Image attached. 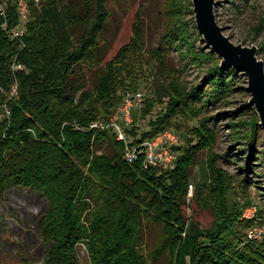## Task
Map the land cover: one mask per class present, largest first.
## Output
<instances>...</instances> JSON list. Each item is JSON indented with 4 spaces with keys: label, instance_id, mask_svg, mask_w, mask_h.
<instances>
[{
    "label": "trees",
    "instance_id": "16d2710c",
    "mask_svg": "<svg viewBox=\"0 0 264 264\" xmlns=\"http://www.w3.org/2000/svg\"><path fill=\"white\" fill-rule=\"evenodd\" d=\"M91 1L82 0L87 6ZM0 2L6 5L5 14L0 12V199L17 188L39 193L48 202L39 225L49 246L46 264H79V245L86 247L91 264H151L163 256L170 264H264V235L261 240L248 237L253 226L264 225V209L257 210V221L243 219L253 202L247 198L242 204L237 195L239 189L249 193L260 120L254 113L250 121L233 123L235 131L243 125L240 135L251 139L243 148L248 151L246 176L236 178L220 169V156L213 152L218 131L204 114L230 96L241 75L222 67L214 52L206 54L191 43L198 31L194 17L186 20L194 15L191 0H167L168 28L161 42L183 58L212 65L201 84L188 88L171 75L146 99L142 118L157 105L166 108L150 120L149 130H127L129 146L140 147L134 162L128 161L126 144L114 132L91 125L109 119L124 96L136 93L146 80L142 11L136 14L132 39L105 63L99 84L90 91L78 70L103 61L102 35L111 16L107 0H96L93 17H83L67 0H32L30 19L17 37L14 32L22 26L17 4ZM77 26H84V32L76 40L69 29ZM262 31L260 25L257 35ZM153 57L164 60L168 55L156 48ZM15 64L23 69L14 70ZM180 120L186 125L184 142L173 147V165L146 167L142 144L164 130L182 129ZM193 120L199 125L190 126ZM105 144L116 148L112 156L98 153ZM203 150H208L207 165L199 164L200 178L194 182L192 170ZM191 185L196 205L213 212L209 229L185 217ZM148 224L158 228L161 242L149 258L143 254L142 237Z\"/></svg>",
    "mask_w": 264,
    "mask_h": 264
},
{
    "label": "rangeland",
    "instance_id": "374dc122",
    "mask_svg": "<svg viewBox=\"0 0 264 264\" xmlns=\"http://www.w3.org/2000/svg\"><path fill=\"white\" fill-rule=\"evenodd\" d=\"M28 2L27 18L22 20L23 26L30 19V6ZM192 1V0H191ZM217 7L215 13L220 27L224 29V35L235 45L256 46L258 58L264 61V52L261 45L264 43V0H216ZM167 0H107V9L110 12V21L102 35L104 45L102 47V63L94 68L82 66L78 73L83 80L85 89L93 91L99 84L101 75L104 73V65L112 59L117 51L128 44L134 35L135 17L138 11H142L144 21V50L143 54L147 57L142 65L147 68L145 82L140 86L137 92H141L146 99L154 97V91L158 85L171 80V75H177L188 88L201 84L207 74V69L212 63L205 61L196 62L192 57H181L175 47L172 50L167 49L161 42L164 32L167 30L168 22L166 20ZM66 4L75 7L77 12L83 17H93L96 15V0H92L87 6L82 0H67ZM194 15H186V20H190ZM196 27V23L194 24ZM263 25V31L257 35V29ZM22 31V30H21ZM24 31V29H23ZM84 26H77L69 29L70 35L76 40L82 36ZM191 43L196 49L208 54L212 52L203 39V36L197 31V36L191 38ZM156 48H162L168 57L155 60L153 51ZM184 49L187 46L183 47ZM217 62L221 64L222 58L213 53ZM241 79L234 84V91L229 97H224L217 104L210 105L204 116L209 118V125L218 131L213 152L220 156L218 166L220 169L228 172L236 178H244V164L246 162L247 150H244L245 143L250 142L249 137H243V125H239L235 131L233 123L238 124L239 120L250 121L255 109L249 104L251 94L249 93L248 78L243 74ZM167 77V79H166ZM79 84V82H78ZM208 88V82L204 84V89ZM143 104L132 111L133 124H130L127 130L136 128L140 134L149 130L150 120H155L165 111V104L157 105L153 113L142 118V112L145 108ZM249 106V107H248ZM236 112V113H235ZM182 129L172 128L179 136V143L183 145V130L186 128L183 120L179 121ZM190 126H198L197 120L189 122ZM258 132L254 141L256 156L253 160V170L249 174L248 196L240 189L237 191L238 200L242 204L246 203L247 198L253 202L252 207H248L242 218L245 220L257 221L259 212L249 217L247 210L253 208L264 209V130L258 126ZM130 137V136H129ZM131 138V137H130ZM208 151V150H207ZM207 151L203 150L197 156V164L192 170L194 182L200 178L199 164L203 167L207 165ZM116 148L111 144H105L99 154L112 156ZM195 186L192 200L187 203L184 209L187 220L194 219L200 223L201 228L209 229L214 222V215L211 210L200 209L195 201ZM49 210L48 202L39 193H32L26 189H10L4 198L0 199V264H46L48 245L40 235L39 225ZM264 231V225H255ZM254 227V226H253ZM250 230V229H249ZM249 232V231H248ZM145 241L143 254L149 258V253L155 251L160 246V233L153 224H148L142 232ZM78 256L79 264H91L90 255L83 245H79ZM170 260L163 256L151 264H170Z\"/></svg>",
    "mask_w": 264,
    "mask_h": 264
},
{
    "label": "built area",
    "instance_id": "2783aa9c",
    "mask_svg": "<svg viewBox=\"0 0 264 264\" xmlns=\"http://www.w3.org/2000/svg\"><path fill=\"white\" fill-rule=\"evenodd\" d=\"M17 4L18 11L22 20L27 18L28 12V2L27 0H14ZM38 1V0H36ZM5 4L0 2V12L5 14ZM22 35L21 30H16L14 36ZM14 70H22L23 66L20 64H15L13 66ZM17 95V86L14 87L12 96ZM145 96L141 92L128 93L124 96L122 104L118 110L107 120H99L94 122L91 125V129L98 130H109L116 134L117 139L126 144V158L129 162H134L139 157L140 147H130L129 141L130 137L127 133V128L130 124H133V114L132 111L134 108H137L143 104ZM146 101V100H145ZM9 115V111L7 112ZM179 143V136L173 129H167L157 134L154 139L147 140L141 147L145 149L146 155V167H162L170 168L175 159L176 154L173 150V147ZM194 186L191 185L189 189V201L193 197ZM249 217L254 215L257 211V208L247 210ZM264 235V231L258 227H252L248 232V237L251 240H261Z\"/></svg>",
    "mask_w": 264,
    "mask_h": 264
},
{
    "label": "water",
    "instance_id": "95a60500",
    "mask_svg": "<svg viewBox=\"0 0 264 264\" xmlns=\"http://www.w3.org/2000/svg\"><path fill=\"white\" fill-rule=\"evenodd\" d=\"M192 4L198 32L211 51L222 58L221 66L248 78L249 104L255 109L259 126L264 130V61L258 58L259 49L235 45L224 35L215 13L216 0H192Z\"/></svg>",
    "mask_w": 264,
    "mask_h": 264
}]
</instances>
